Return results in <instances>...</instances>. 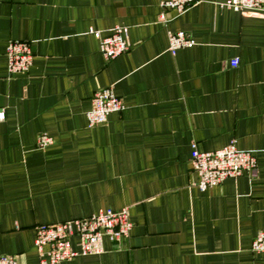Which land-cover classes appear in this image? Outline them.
<instances>
[{
    "label": "crops",
    "instance_id": "crops-1",
    "mask_svg": "<svg viewBox=\"0 0 264 264\" xmlns=\"http://www.w3.org/2000/svg\"><path fill=\"white\" fill-rule=\"evenodd\" d=\"M161 1L0 0V253L18 264L39 262L36 225L101 209H126L129 237L60 264H264L251 250L264 234V13L200 0L177 15ZM116 27L130 48L106 61L89 31ZM180 31L195 45L172 55ZM9 41L30 44L26 73H9ZM108 87L123 109L89 127ZM41 134L53 144L38 149ZM232 141L256 171L200 192L192 143Z\"/></svg>",
    "mask_w": 264,
    "mask_h": 264
},
{
    "label": "built area",
    "instance_id": "built-area-1",
    "mask_svg": "<svg viewBox=\"0 0 264 264\" xmlns=\"http://www.w3.org/2000/svg\"><path fill=\"white\" fill-rule=\"evenodd\" d=\"M200 0H167L161 1V10H173L182 15ZM225 7L241 15L263 14L264 0H228ZM160 20L165 22L163 15ZM100 42V51L106 61L126 53L130 48L126 29L116 27L109 34L102 36L99 32L89 31ZM194 41L184 32H168V47L172 55L178 49L191 48ZM7 69L9 73H26L32 64L30 44L25 41H9L6 46ZM237 60L231 61L236 66ZM122 101L116 97L110 87L96 90L91 98V108L86 113L87 125L94 127L106 123L108 116L114 112H121ZM4 113L0 112V120ZM53 144V139L46 134L37 138L36 147L46 148ZM190 164L197 175L196 187L200 192L208 188L221 185L225 180L237 178L243 173L253 174L257 169V162L252 153L238 150L232 141L224 148L205 152L199 151L192 143ZM132 229L126 209L114 211L99 210L83 218L67 221L40 224L34 227V247L38 264H60L71 261L79 256L100 255L103 252V239L120 242L127 239ZM73 239L77 240L78 248H73ZM251 250L264 253V234L258 233L252 241ZM0 264H18L16 256L0 253Z\"/></svg>",
    "mask_w": 264,
    "mask_h": 264
}]
</instances>
